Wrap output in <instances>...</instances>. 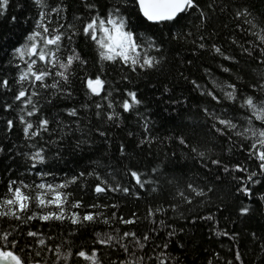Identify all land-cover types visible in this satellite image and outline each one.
<instances>
[{"label": "trees", "instance_id": "trees-1", "mask_svg": "<svg viewBox=\"0 0 264 264\" xmlns=\"http://www.w3.org/2000/svg\"><path fill=\"white\" fill-rule=\"evenodd\" d=\"M88 2L89 0H48L50 6L54 7L59 3L64 8L59 15L51 13L52 23L49 30L61 24L64 25L61 30L66 34H71L72 31L79 32L89 17L96 14L85 6ZM113 2L114 0H99V14H105L103 5ZM196 3L205 11L206 19L201 21L196 11L184 16L180 25L171 29L172 32H180L182 39H173L168 25L141 24L133 16V23L139 30L153 33L163 42L162 55L166 59L157 69L147 74H132L127 67L105 63L102 78L108 83L99 96L88 94L82 79L96 73L100 68L94 45L83 34L73 36L71 43L65 38L63 40L65 47L75 48L79 55L87 60V66L82 71L78 66H74L76 76L71 81V98L61 96L59 99L53 98V103L46 104L44 97L48 93L41 90L40 107L43 111L28 119L35 123L40 115H43L50 120V126L48 131L43 133L42 140L38 138L29 140L24 137L22 125L18 120V115L21 114L19 111L21 101L14 99L21 85L16 79L19 71L16 64L19 61L12 57V46L23 43L24 37L34 30L39 10L33 0H9L5 14L0 15V80H8L7 88L0 87V146L5 149L4 152H0V195L6 192V185L10 179L38 183L40 178L34 175L37 170L54 172L57 182L65 175L71 177L81 171L85 173L93 171L99 173V180L95 174L85 175L67 189L71 193V200H81L85 206L98 205L95 209L81 208L80 214L85 211H99L111 218V213L115 211L118 217L133 218L136 221L135 224L122 225L118 220L110 219L108 225L102 222L80 225L75 227L74 235H69L73 231L69 221L60 223L33 220L28 226L20 225L21 233H25L30 227L33 231L42 232L45 237L54 236L55 239L46 240V244H51L53 247L56 244L70 246L73 253L81 247L86 250L95 247L103 264H111V261L117 258L124 259L125 254L118 245L108 247L94 243V234L99 232L100 238H106L105 233L119 236L124 231L135 232L137 236L148 232L150 244L143 250L129 247L130 252L135 251V255L143 256L146 262L148 256L154 257L160 251L156 245L167 242L169 246L164 251L177 258L176 264H209V262L228 264L229 261L232 264H239L234 259L237 251L241 255L243 264H261V260L264 259V254L261 253V245L264 244V200L259 199V194L264 192V181L252 185V194L246 197L237 189L248 173L234 170V166L240 164L249 171H257L259 162L249 154L250 141L236 137L234 133L232 140L228 141L227 137H220L212 130L213 121L206 119L196 107L200 92L193 91L189 81L196 80L202 85V91L212 90L215 87L213 80L235 82L238 87L242 82L253 84L258 82L259 73L264 72V66L257 62L258 52H253V57H256L253 59L243 53L239 47L241 44L249 47L246 41H250L252 37L245 36L237 29V24L244 26L243 18H235L234 12L241 6H247L252 13L248 19L253 17L257 20L264 19V0H196ZM209 4L213 7L208 8ZM45 11L50 12V8ZM11 17H15V21ZM68 24L73 28L69 29ZM201 37L204 38L202 41ZM233 39L236 40V44L232 43ZM201 42L205 44L204 49L198 47ZM212 44L221 47L226 54L234 56L239 63L224 61L220 56L210 55L208 49ZM221 65L228 67L230 73L222 72ZM42 66L38 62L37 68ZM204 69H209V73L206 74ZM123 75L129 76L131 84L121 80ZM237 77L242 79L237 80ZM47 83L51 84L52 80L48 79ZM23 86L30 94L32 86L29 82L24 81ZM165 87L168 91H164ZM124 89L137 91L138 98L143 101L138 111L148 117L147 131L143 127L144 120L136 112L124 113L118 107L126 98L122 91ZM216 91L219 92V89ZM243 91L253 93V90L247 87H244ZM109 92H111V102L117 105L113 110L120 112L121 115V119L116 123L106 121L104 115L108 111L109 101H105L103 97ZM173 101L179 103L174 104ZM96 103L102 105L99 118L95 115L98 111L95 108ZM200 103L201 107L208 104L210 110L213 108L216 111L221 110V106H216L210 98L206 97ZM5 104H11L12 107L5 110L3 107ZM231 104L230 101H224L222 107L228 108ZM84 105L86 107H82ZM70 107L79 109V129L74 123L77 118L69 117L65 111ZM233 114L242 121L245 113L243 109L232 107L228 115ZM9 119L13 121L11 130H7L6 127V121ZM58 121L60 124L57 123ZM254 123L259 126V122ZM64 125L74 131L68 132V128H65L61 133L60 127ZM238 130L242 131V128ZM98 131H104L106 135L100 137ZM62 136L66 138L63 139L61 159H54L52 153L55 152L56 146L52 145L47 168L38 166L37 169H29L25 165L22 153L29 151V145L40 144L49 139L57 140ZM145 136L150 142L140 144ZM179 136L185 138L189 147L179 144L176 140ZM79 139H87L88 143L82 144L80 149L73 151L72 146ZM121 145H124L123 154L120 151ZM192 146L205 151V157L201 159L191 153ZM8 149L12 151L9 152ZM209 158L219 159L221 166L205 163ZM223 166H228L230 171L224 173ZM153 167H157L158 171L152 172ZM130 170L137 171L142 181L153 183H146L145 188L140 189L131 178ZM262 177L264 173L258 175L256 179L260 180ZM45 180L51 182L52 177H45ZM101 180H106L113 186L119 183L121 187H128L130 192L125 194L122 191H113L96 194L93 190L94 186ZM188 183L205 190L207 186H211L212 191L208 192L207 197H196L186 188ZM152 188L157 190L152 191ZM177 190H183L186 196H190L191 203L186 204L176 196ZM106 204L117 207L105 208ZM171 204L177 205L176 210L168 207ZM158 206L168 210L164 215L156 214L153 219L157 221L163 219L165 225H170V228L161 227L158 223L153 224L147 218L149 207L155 210ZM242 206H247L249 212L241 214L239 209ZM208 215H212L213 219L193 220L194 216ZM17 224L15 220H0V232L12 231ZM116 228H119L120 233L114 231ZM151 228L159 230L150 232ZM170 230H175L174 236H168ZM222 231L227 232L228 235L218 234ZM233 234H235L234 239ZM20 239L22 241L20 247L25 243H34L33 238L26 235H21ZM128 239L130 238H126L124 243H128ZM66 240H70L71 245H65ZM154 248L155 252H153ZM45 256L48 264H52L54 257L47 247H44L41 253V264H44ZM71 264H87V262L73 256Z\"/></svg>", "mask_w": 264, "mask_h": 264}, {"label": "snow or ice", "instance_id": "snow-or-ice-1", "mask_svg": "<svg viewBox=\"0 0 264 264\" xmlns=\"http://www.w3.org/2000/svg\"><path fill=\"white\" fill-rule=\"evenodd\" d=\"M33 2L39 10L38 18L35 20V28L24 37L23 43L12 46V57L14 60L19 61L16 64V67L19 69L16 79L17 83L21 85L20 90L14 95V99L21 101V107L19 109L21 114L18 115V120L22 125L24 137L29 140L32 138L42 140L43 133L47 132L50 126V120L43 115H40L38 121L35 123L31 119H28L43 111L40 107L41 90L48 93L44 97L46 104L53 103V98L59 99L61 96L71 98V81L76 76L74 66H78L81 71L87 66V60L82 58L75 48L65 47L63 44L65 38L71 43L73 36L83 34L94 45L97 64L100 65V68L96 73L90 74L82 79L88 94L99 96L108 83L105 78H102L105 63L127 67L132 74H147L149 71L157 69L166 59L162 55L163 42L158 40L153 33L139 30L133 23V16L141 24L168 25L170 35L173 39L183 38L180 32H172L171 29L179 26L181 19L191 11L198 12L201 21L206 19L205 11L199 7L196 0H114L111 4L103 5L104 15L99 14V0H89L85 6L90 12L95 11L96 14L89 17L79 32L72 31L71 34H66L61 30L64 27L61 24H57L56 27L51 28V31L49 30V26L52 23L51 13L59 15V13L64 11L61 4L57 3L52 7L48 3V0H33ZM8 5L9 0H0V15L5 14ZM17 7H20V5H17ZM207 7L212 8L213 5L209 4ZM49 8L50 12H46L45 9ZM234 16L237 19L243 18L244 26L237 24V29L245 36L250 35L252 37L250 41H246L249 47H244L243 44L239 45V47L243 53H246L253 59H256V57H253V52H258L259 59L257 62L261 66H264V19L257 20L254 17L248 19V17L252 16V13L247 6L237 8ZM11 19L15 21V17H11ZM67 27L69 29L73 28L71 24H68ZM254 29H258V31H254ZM188 35H191V33H188ZM200 39L202 41L204 38L201 37ZM232 43L236 44V40L233 39ZM198 47L204 49L205 44L201 42L198 44ZM208 51L210 55L220 56L224 61L239 63V61L235 60L234 56L226 54L216 44H212ZM38 62L43 66L37 68ZM190 63L191 61H189ZM50 69H54L55 71H51ZM221 70L225 73H230L231 71L228 67H223L222 65ZM204 72L206 74L209 73V69H204ZM48 79L52 80L51 84L47 83ZM184 79H187V77H184ZM241 79L237 77V80ZM121 80L128 81L131 84L128 75L121 76ZM24 81H28L32 86L30 94H28V89L23 86ZM189 83L192 85L193 91L200 92L196 107L199 108L206 119L213 121L211 128L218 136L227 137V140L231 141L232 134L234 133L236 137H242L244 140L251 142L248 151L259 162L258 170L249 171L248 168L240 164L234 166V170L248 173L237 191L246 197L250 196L252 194V185L264 181V177L260 180L256 179L258 175L264 173V72L259 73L257 83L242 82L239 87L235 82H219L213 80L215 87L212 90L204 89L202 91V85L197 83L196 80H191ZM7 86V79L0 80V87L7 88ZM244 87L252 89L253 93L249 94L244 92ZM216 89H219V92ZM122 91L126 98L119 103L118 107L124 113L130 114L136 112L144 120L143 127L147 131L149 127L148 117L138 111L143 101L138 98L137 91L128 89ZM164 91H168V89L165 87ZM110 97L111 92L103 97L105 101H109L107 104L108 111L104 115L106 121L116 123L121 119V115L120 112L113 110L117 105L111 102ZM206 97L215 102L216 106H221V110L216 111L215 108L210 110L208 104H204L201 107L200 102ZM224 101H230L232 104L228 108H223ZM173 103L176 104L179 102L173 101ZM3 107L7 110L12 105L5 104ZM82 107H86V105ZM232 107L244 110L245 114L243 115L242 121L237 119L235 114L232 116L228 115V111ZM95 108L98 110L95 115L99 118L101 116L99 110L102 108V105L96 103ZM65 111L69 117L77 118L74 123L77 129H79V109L70 107L66 108ZM254 122H259V126ZM57 123L60 124L59 121ZM6 127L7 130L13 128V121L11 119L6 121ZM65 128H68V132L74 131L67 125H64L60 127V132L63 133ZM238 128H242V131L238 130ZM98 134L100 137L106 135L104 131H98ZM65 138L66 136H62L57 140L49 139L40 144L33 143L29 145V151L22 153L25 158V165L29 169H37L38 166L47 168L49 165V152L52 151V145L56 146L55 152L52 153L54 159H61V148H63V139ZM176 140L180 145L186 148L189 147L184 137H176ZM145 142H150L147 136L140 141V144ZM85 143H88L87 139L77 140L76 144L72 146L73 151L80 149L81 145ZM45 145H48V147ZM4 151L3 146H0V152ZM8 151L11 152L12 149H8ZM120 151L121 154L124 153V145L120 146ZM190 151L196 157L201 159L205 157V151L198 150L196 146L190 147ZM18 155L21 154L18 153ZM205 163H210L217 167L221 166L219 159L209 158ZM151 171L155 173L158 171V168L153 167ZM222 171L228 173L230 168L223 166ZM94 174L99 180L98 172L88 171L85 173L81 171L71 177L65 175L64 178L57 182L54 172L37 170L34 172V175L40 178L38 183H26L23 179L8 180L6 192L0 195V220H15L18 224L12 231L5 230L0 232V264H41V253L44 247H47V250L54 257L52 264H71L73 256L87 262V264H103L100 255H98V250L95 247H92L90 250L81 247L73 253L70 246L64 247L61 244H56L53 247L51 244H46V240H54V236L45 237L42 232L33 231L30 227L25 233L19 231L20 225L28 226L33 220H39L41 222L57 221L60 223L69 221L73 226V231L69 235L75 234L76 226L95 224L98 222L108 225L110 219L118 220L122 225L135 224V219L118 217L115 211L111 213V218L103 215L99 211H85L82 215L80 214L79 210L81 208L95 209L98 208V205L89 204L85 206L81 200H71V193L67 189L69 185L75 184L79 179L85 177V175L93 176ZM130 176L135 180L136 185L140 189H144L146 183H153L152 181H142L140 174L134 170H130ZM45 177H52V181L45 180ZM218 179L219 177H217ZM186 188L196 197H207L208 192L212 191L211 186H207V190H205V188L194 186L192 183H188ZM93 190L96 194L113 191H122L125 194L130 192L128 187H121L119 183L113 186L106 180H101L100 183H97ZM156 190V188H152V191ZM136 195L138 196V194ZM176 196L180 197L186 204L191 203V197L186 196L183 190H177ZM259 199L264 200V192L259 194ZM104 207L116 208L117 205L106 204ZM168 207L176 210L177 205L171 204ZM167 210L163 206H158L155 210L149 207L147 218L153 224L158 223L161 227L170 228V225H165L163 219H159L158 221L153 219L156 214L164 215ZM239 211L241 214H246L249 212V208L242 206ZM133 217H135V213H133ZM197 218L213 219L212 215H208L207 217L194 216L193 220ZM158 230V228L149 229L150 232H156ZM114 231L120 233L119 228L114 229ZM218 234L228 235L227 232L223 231ZM21 235L33 238L34 243H25L23 247H20L19 245L22 243L20 239ZM174 235L175 230L168 232L169 237ZM252 235L255 238V233ZM94 236V243L108 247L118 245L119 249L125 254L124 259L117 258L111 261V264H176L177 258L164 251L169 246L167 242L156 245V248H159L160 251L154 257L148 256L147 262L143 256H136L135 251H129L130 246L134 250H143L146 245H149L148 232H145L142 236H137L132 231H124L119 236L105 233L106 238H100L101 233L97 232ZM126 238H130L128 239V243H124ZM234 238L235 234H233ZM64 244L71 245V241L66 240ZM155 251L156 249L154 248L153 252ZM261 253L264 254V244L261 245ZM234 259L239 264H243L239 251L235 253ZM44 264H48L47 256L44 257ZM228 264H232V262L229 261ZM261 264H264V259L261 260Z\"/></svg>", "mask_w": 264, "mask_h": 264}]
</instances>
